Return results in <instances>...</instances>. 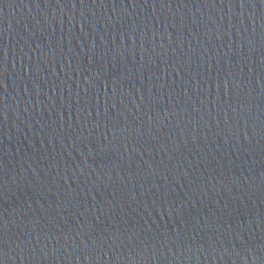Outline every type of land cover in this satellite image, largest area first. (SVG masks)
Segmentation results:
<instances>
[{"label":"water","instance_id":"1","mask_svg":"<svg viewBox=\"0 0 264 264\" xmlns=\"http://www.w3.org/2000/svg\"><path fill=\"white\" fill-rule=\"evenodd\" d=\"M0 264H264V0H0Z\"/></svg>","mask_w":264,"mask_h":264}]
</instances>
